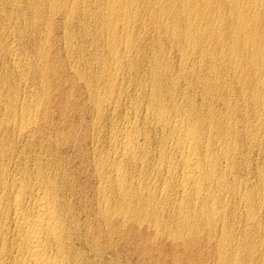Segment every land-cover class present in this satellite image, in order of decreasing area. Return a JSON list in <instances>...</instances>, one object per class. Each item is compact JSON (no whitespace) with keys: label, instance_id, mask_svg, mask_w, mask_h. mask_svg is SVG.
Here are the masks:
<instances>
[{"label":"bare ground","instance_id":"1","mask_svg":"<svg viewBox=\"0 0 264 264\" xmlns=\"http://www.w3.org/2000/svg\"><path fill=\"white\" fill-rule=\"evenodd\" d=\"M0 264H264V0H0Z\"/></svg>","mask_w":264,"mask_h":264},{"label":"rangeland","instance_id":"2","mask_svg":"<svg viewBox=\"0 0 264 264\" xmlns=\"http://www.w3.org/2000/svg\"><path fill=\"white\" fill-rule=\"evenodd\" d=\"M9 86H12V84H10ZM62 88H67V86L65 85H61Z\"/></svg>","mask_w":264,"mask_h":264}]
</instances>
